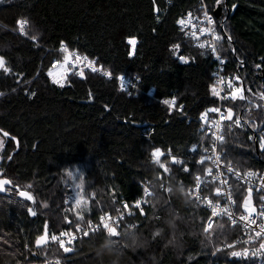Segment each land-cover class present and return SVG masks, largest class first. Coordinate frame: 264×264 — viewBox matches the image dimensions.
<instances>
[{
    "label": "trees",
    "instance_id": "trees-1",
    "mask_svg": "<svg viewBox=\"0 0 264 264\" xmlns=\"http://www.w3.org/2000/svg\"><path fill=\"white\" fill-rule=\"evenodd\" d=\"M202 2L212 13L222 6L220 55L246 88L244 99L226 102L247 124L243 131L226 126V161L261 173L264 152L249 138L264 130V0H0V56L10 70L0 68V130L10 134L0 132L1 169L12 181L9 195L0 196V264H208L219 246L243 235L225 218L207 231L208 211L180 190L205 172L199 162L210 137L199 124L218 106L212 59L177 26ZM20 20L27 21L24 32ZM130 40L137 41L133 54ZM61 42L97 71L88 68L63 87L53 84L48 72ZM176 46L190 63L178 60ZM173 98L182 113L162 103ZM157 149L168 176L154 161ZM173 157L181 163L173 164ZM73 169L84 176L93 212L82 220L63 212L68 192L62 176ZM164 180L174 191L162 189ZM150 181L157 183L155 194L133 231L123 221L115 237L93 233L72 253L55 243L36 250L46 226L51 238L113 214L119 200L139 201ZM17 187L34 203L19 199ZM233 189L241 212L245 189L237 183ZM29 209L38 212L35 218ZM63 213L69 220L62 223Z\"/></svg>",
    "mask_w": 264,
    "mask_h": 264
},
{
    "label": "built area",
    "instance_id": "built-area-1",
    "mask_svg": "<svg viewBox=\"0 0 264 264\" xmlns=\"http://www.w3.org/2000/svg\"><path fill=\"white\" fill-rule=\"evenodd\" d=\"M209 18L212 20V23H208ZM180 20H183L184 23H179ZM177 26L184 38L191 42L193 47L212 59L213 86L217 89V92L220 93L219 96H216L218 106L215 108L220 111L212 112L211 116L202 119L199 124L201 127L200 131L210 137V142L203 157V163L199 162L200 165L205 166V172L203 174H197L196 178L194 177L191 188L187 190L180 188V190H183L187 194L185 195L189 202L208 211L210 217L206 225L207 231L213 229L216 221L225 218L233 226L241 229L243 232V235L236 240L219 246L213 253L208 264H264V254H262L264 253V249H261L260 247L261 244H264V232L261 231V226L264 225V215H261V213L264 212V171L261 173L255 171L243 172L236 167L229 165L226 161V151L222 149L223 143L226 140L225 128L227 125L241 131L247 128V124L240 118H236L234 115L232 120L221 119L222 116H227L228 107L226 102L233 101L231 99V92L237 87L240 88L242 85L240 75L239 73L229 71L227 60L220 55L219 40L214 39V36H219L217 31V19L204 2L199 5L198 9L179 18ZM201 29H205V31L201 33ZM129 44L131 45V43ZM200 44H204L205 47L201 48L199 46ZM212 46H215L216 48L215 54H213ZM134 51H132V54ZM176 55L182 64H188L191 62L187 57H184V60H181L179 51H176ZM72 56L75 57L74 54ZM217 57H219V59ZM221 61H223V63H221ZM81 63H83V65L77 66L80 75L81 72L83 73L84 70L89 68L87 66V61H82ZM98 69L99 72L102 71L101 68ZM229 83H231V87H229ZM127 84L129 85V83ZM173 99L175 100L174 104L165 105L168 106L171 111L182 113L183 109L181 107L178 108L176 99ZM162 103L164 104V102ZM237 120H239V124L236 123ZM217 125H219V127H217ZM250 134V141L256 143L259 152H264V149L260 148V140L264 137V130L260 129L258 131H252ZM217 137H221V139H217ZM217 157L219 158L218 160ZM209 170L211 171L209 172ZM162 171L165 176L169 175V171L165 172L163 169ZM197 177H199L200 181L199 189L196 187ZM234 183H237L245 189L247 198L249 196V189H251V199L253 207L256 210L251 216H249L248 212L244 210L243 205L241 212H237V203L233 189ZM161 184L162 189L165 190L167 194L174 191V186H172L167 180L162 181ZM145 188L148 189L150 195H145ZM156 188L157 183L155 181H150L142 185V195L139 202L143 212L148 206L149 199L154 196ZM217 188L221 191L220 196L215 194ZM209 200L212 201V205L208 204ZM119 201L120 203L116 207L115 213L101 216V218L103 217L104 222L114 228L120 227L121 222L127 221L128 227L133 229L136 226L133 221L137 214L141 212L135 207V204L129 205L125 200ZM125 204L127 205V208H125ZM213 206L217 207V215L215 216L212 214ZM224 209H227L228 211H223ZM229 213H231V216H229ZM245 216L248 217V220L241 219V217ZM101 218L91 219L84 221L81 224L70 226L62 232L67 233L68 235H61L62 233H60L59 235H56V240L51 239V243L57 244L63 251L65 247L69 248L70 251L64 252L72 253L79 239L88 237L84 236V232H88L90 236L94 233L93 229H97L98 225L100 226V230L96 232L103 230ZM130 220L132 223H130ZM257 233H260V235L257 236ZM62 242L64 247H61ZM233 252L241 253V255L234 256L232 254ZM245 252L247 253L246 255L244 254ZM253 253H255V255Z\"/></svg>",
    "mask_w": 264,
    "mask_h": 264
},
{
    "label": "snow or ice",
    "instance_id": "snow-or-ice-1",
    "mask_svg": "<svg viewBox=\"0 0 264 264\" xmlns=\"http://www.w3.org/2000/svg\"><path fill=\"white\" fill-rule=\"evenodd\" d=\"M217 4H219V0H217ZM235 7H236V5H233V8H235ZM26 23H27V21H25V20L18 21V25L20 26L22 32H23L24 25ZM179 23L183 24L184 21L183 20H180ZM208 23H212V20L210 18L208 20ZM200 31H201V33H203L205 31V29H201ZM214 39L215 40H219L220 37L219 36H214ZM129 43H133V41L130 40ZM199 46L201 48H204L205 47L204 44H200ZM61 50L64 53H66V55L64 57V63L65 64L75 63L76 65H79L82 61H87V66L89 68H91V70L93 72L97 71V68L93 66V62L90 61L87 56L81 57L78 53H76L75 54V60L73 61L72 60V55H73L72 52L64 45L63 42H61ZM212 51H213V54H215V52H216L215 46H212ZM217 58L219 59V57H217ZM180 59L181 60H184V57L181 56ZM185 62H187V61H185ZM221 63H223V61H221ZM257 67H260V65H257ZM0 68H4V57H2V56H0ZM4 71L7 72V71H10V70L8 68H4ZM104 74L105 75H110V73L107 72V71H105ZM49 75H52V74L49 73ZM81 75H83L82 72H81ZM120 79H123V78L121 77ZM53 83L60 84V86L63 87V84H61V82L59 80L55 79V78H53ZM229 87H231V83H229ZM211 91H212V94L214 96H219L220 95V93L217 92V89L214 86L212 87ZM0 95H2V93H0ZM237 98L244 99V97L242 95V89L239 88V87L235 88L231 92V99L232 100H236ZM163 102H164V104H174L175 103V100L174 99L171 100V101L170 100H164ZM212 111L213 112H219L220 110L214 108V109H212ZM232 118H233V112L230 109L228 110L226 117H224V116L221 117V119H227V120H232ZM236 123L239 124V120H237ZM217 127H219V125H217ZM0 132H3V135L4 136H9L10 135L8 132L3 131V130H0ZM13 139H15V138H13ZM217 139H221V137H217ZM17 143H18V141H17ZM0 146H2V143H0ZM260 148L261 149H264V137H262L261 140H260ZM194 150L195 149H193V151ZM152 155H153V157L159 158L162 155V153H161L160 150L157 149V150H154L153 151ZM218 159L219 158L217 157V160ZM172 163L173 164H176V163H181V162L180 161H177L176 158L173 157L172 158ZM200 163H203V159H201ZM161 168L165 172L168 171V169L164 165H161ZM183 170L185 172H189V169L187 167H185ZM210 171L211 170H209V172ZM11 184H12V182L10 180H8V179H0V191H2L4 189V186L11 185ZM28 187L30 188L31 185H29ZM196 187H197V189H199V187H200L199 177H197V185H196ZM144 193H145V195H150V193L148 192V189L147 188L144 189ZM215 194L217 196H220L221 195V191H220L219 188L216 189V193ZM19 195L21 197H23V198H26L29 201H32L33 200L32 195H30L26 191L20 190L19 191ZM81 202L82 201L79 198L76 200V204L77 205H79ZM208 204L209 205H212V201L209 200L208 201ZM135 207L140 210L141 214H143V209L141 208V205H140V202L139 201H137L135 203ZM125 208H127V205L126 204H125ZM243 208H244V210L246 212H248L249 216H251L256 211L255 208L253 207V203H252V199H251V189H249V196H248V198L245 199V201L243 203ZM223 211H228V210L227 209H224ZM29 212L33 216L36 215V213L35 212H32L31 209H29ZM212 214H213V216L217 215V207L213 206V208H212ZM261 215H264V212H262ZM229 216H231V213H229ZM241 219L248 220V217H246V216L245 217H241ZM253 223H254V221H253ZM101 224L103 226V230H106V233H107V236L106 237H109L110 238V237H115L117 235L116 228L110 227L108 223L104 222V218L103 217L101 218ZM78 230H80V229H78ZM98 230H100V226L99 225L97 226V229H93V232L95 233ZM261 231L264 232V225L261 226ZM61 235H68V234L67 233H62ZM259 235H260V233H257V236H259ZM84 236H89V233L88 232H84ZM51 239L52 240H56L57 239V236L53 235L51 237ZM46 242H47V236L46 235H41L35 241V243H36L37 246H41V245L45 244ZM61 247H64L63 242L61 243ZM260 247H261V249H264V244H261ZM64 251L65 252H68V251H70V249L65 247L64 248ZM232 254L234 256L241 255V253H237V252H233ZM244 254L246 255L247 253L245 252ZM253 254L255 255V253H253ZM262 254H264V253H262Z\"/></svg>",
    "mask_w": 264,
    "mask_h": 264
},
{
    "label": "rangeland",
    "instance_id": "rangeland-1",
    "mask_svg": "<svg viewBox=\"0 0 264 264\" xmlns=\"http://www.w3.org/2000/svg\"><path fill=\"white\" fill-rule=\"evenodd\" d=\"M25 26L23 28V32L25 31ZM136 44H137V41H135V40L133 41V43H131L132 51L135 50ZM175 50H177V52H178L180 50V48L178 46H176ZM65 55H66V53L61 51V55H60L59 60L57 59L53 62L52 68L48 72V74L49 73L52 74V75H49L52 83H53V78H55V79L59 80L61 82V84H63V86L67 85L71 78H76L78 76H81L80 71H78V69H77L78 65H76L75 63H68V64L64 63ZM187 58L190 59V57H188V56H187ZM72 60L74 61L75 57L72 56ZM79 65H83V63H80ZM53 84L60 86V84H56V83H53ZM240 88L242 89V94H243L246 91V88L243 85V83H242ZM236 100H233L231 102H236ZM229 109L232 111L231 107H228V110ZM0 143H2V142L0 141ZM2 146H3V144H2ZM2 146H0V148ZM153 158H154L155 163L158 166L161 167V165H164L165 167H167V165L164 163V160H163V158H164L163 153H162V156H160L159 158H156V157H153ZM62 177H63V186L66 189V191L68 192V195H67L66 200H65V209L63 212L64 213L67 212L70 215H73V217L75 219H78V220H82L86 216L93 214L92 209H91V203L89 202V200L87 199V196L85 195L86 185L84 183V176L81 173V171L78 169L69 170V171L64 172ZM195 178H196V176H195ZM22 191H27V190H22ZM181 191L184 193V195L186 194L183 190H181ZM89 194H90L89 196H92L93 198L95 197L94 192H91ZM242 197L243 198H242L241 206L243 205L247 196L243 195ZM78 198L81 199V201H82L79 205L76 204V200ZM195 206H197V205H195ZM34 212L36 213V215H35V217H36L38 212L37 211H34ZM64 213L62 216V223H63L64 219L66 221L69 220V219H67V216ZM68 224H70V222H68ZM130 230L133 231V229H130ZM138 241L139 240H136V243H138ZM56 260H58V259H55L54 261H56ZM114 264H117V263L115 262Z\"/></svg>",
    "mask_w": 264,
    "mask_h": 264
},
{
    "label": "water",
    "instance_id": "water-1",
    "mask_svg": "<svg viewBox=\"0 0 264 264\" xmlns=\"http://www.w3.org/2000/svg\"><path fill=\"white\" fill-rule=\"evenodd\" d=\"M214 16H215V18H216L217 20H220V19H221V17H222V6H221L220 4H219L218 7L216 8V10H215V12H214ZM0 179H6V178H0ZM8 180H9V179H8ZM11 185H12V184H11ZM11 185L4 186V189H3L2 191H0V195H2V196L7 195V189H8ZM26 192H27V191H26ZM28 193H29L30 195H32L30 192H28ZM32 197H33V200H32V201H29V200H27L26 198H23V197H21V196L19 195V198H20V199H22V200H26V201L30 202L31 204L34 203V201H35L33 195H32ZM31 211L34 212L33 209H31ZM29 214H30V212H29ZM30 216H31V218H34V217H35V215L33 216V215H31V214H30ZM43 235H46V236H47V242H46L45 244L41 245V246H37V245L35 244V248H36V250H42V249L45 248L46 246H49V245H50V234H49V232H48L47 226H46L45 229H44V233H43Z\"/></svg>",
    "mask_w": 264,
    "mask_h": 264
},
{
    "label": "flooded vegetation",
    "instance_id": "flooded-vegetation-1",
    "mask_svg": "<svg viewBox=\"0 0 264 264\" xmlns=\"http://www.w3.org/2000/svg\"><path fill=\"white\" fill-rule=\"evenodd\" d=\"M2 149H3V146L0 148V178H4L3 175H2L3 173H2V169H1V168H2V159H3V155H2V152H1ZM6 179H7V178H6ZM11 182H12V181H11ZM11 186H12V185H11ZM11 186H10L9 188H11ZM9 188H8V189H9ZM8 189H7V195H9V193H8ZM17 190L20 191L21 189H20L19 187H17ZM27 192H28V191H27ZM0 196H2V195H0ZM5 196H6V195H5ZM18 197H19V195H18ZM19 199H20V198H19ZM2 227H3V226H1V228H2ZM40 236H41V235H40ZM40 236H39V237H40ZM50 244H51V238H50Z\"/></svg>",
    "mask_w": 264,
    "mask_h": 264
},
{
    "label": "bare ground",
    "instance_id": "bare-ground-1",
    "mask_svg": "<svg viewBox=\"0 0 264 264\" xmlns=\"http://www.w3.org/2000/svg\"><path fill=\"white\" fill-rule=\"evenodd\" d=\"M222 18V17H221ZM50 246V245H49Z\"/></svg>",
    "mask_w": 264,
    "mask_h": 264
}]
</instances>
